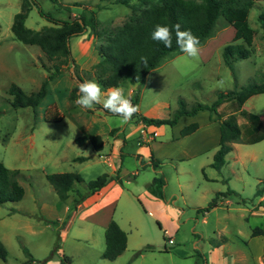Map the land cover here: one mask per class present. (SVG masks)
Returning a JSON list of instances; mask_svg holds the SVG:
<instances>
[{
	"label": "rangeland",
	"instance_id": "obj_1",
	"mask_svg": "<svg viewBox=\"0 0 264 264\" xmlns=\"http://www.w3.org/2000/svg\"><path fill=\"white\" fill-rule=\"evenodd\" d=\"M30 1L24 24L33 29L49 23L39 14L37 5L58 18L92 10L100 25L107 27L121 23L128 13L125 5L114 0ZM19 5L20 0H0V161L18 171L15 177L23 187L19 199L0 202V242L6 249L0 264H37L42 259V264H231V255L223 253L221 242H226V248L243 249L250 264L246 239L252 237L253 247L259 240L250 235V229L260 225L264 216L260 210L264 208L253 211L251 203H241L240 199L252 197L258 183L256 177L262 178L264 141L238 143L225 154L228 164H222L217 173L209 164L217 138L212 112L202 108L194 114L179 115L173 124L150 125L156 133L148 141L141 140L140 128L145 123L137 114L169 118L178 98L184 100L185 107L196 101L210 103L218 91L231 89L234 83L259 81L264 71V32L256 15L264 11V0L253 1L248 10L247 22L256 31L251 51L246 57L235 59L232 70L223 62L221 49L230 41L233 29L219 16L210 34L199 43L198 57H187L181 51L168 53L147 72L141 84L126 80L115 86L122 88L125 97L138 108L127 122L103 110V99L111 88L101 89V103L91 110L75 103L77 94L69 97L73 87L78 93L79 83L96 81L95 62L86 68L75 63L85 58L75 42L82 33L68 40L74 63L63 66L47 82L46 92L35 108L10 106L8 84L13 82L25 92L35 90L46 74L45 66L55 61L46 59L37 45L12 37L9 24ZM86 37L84 42L89 41ZM90 37L89 48L97 53L95 46L100 40L92 34ZM84 42L79 45L85 47ZM258 103L255 100L257 109L263 106ZM50 105L60 112L61 119H44ZM232 105L222 102L218 110L224 116L232 111ZM248 105L246 102L241 108L248 110ZM235 115L238 123L244 122L237 112ZM190 121L197 122L198 130L179 135V129ZM87 133L101 136L100 150H94L88 141H75ZM236 152L240 158L233 162L231 156ZM251 153L256 155L254 160ZM79 156L83 159H77ZM150 156L159 159L156 169L149 164ZM110 162L119 165L117 179L93 198L86 195L81 207L75 209L78 202L74 199L78 198V191H84L87 180L104 172L113 173ZM59 171H76L83 179L73 183L63 200L58 199L44 176ZM154 175L163 179L162 183L150 184L152 191L163 193L162 205L140 195ZM222 177L226 178L225 183L220 180ZM226 187L234 191L220 197L221 201L218 199L206 211L196 210ZM109 218L126 235L125 247L113 259L100 256ZM167 237L173 241L168 243ZM146 244L151 248L136 252ZM21 245L27 248L32 261L23 263L26 257ZM63 256L68 259L63 260Z\"/></svg>",
	"mask_w": 264,
	"mask_h": 264
},
{
	"label": "trees",
	"instance_id": "obj_2",
	"mask_svg": "<svg viewBox=\"0 0 264 264\" xmlns=\"http://www.w3.org/2000/svg\"><path fill=\"white\" fill-rule=\"evenodd\" d=\"M114 1L128 8L126 17L115 26L100 25L92 10L79 12L76 16L58 18L53 17L47 11H43L37 5L39 14L43 15L49 23L38 29H33L24 24V18L31 1L20 0L19 9L13 13L9 26L12 37L26 44L37 45L46 59H54L55 61L50 66H45L46 74L35 90L25 92L13 82L8 84L6 91L10 95L9 104L11 107L29 106L31 109L35 108L46 92L47 82L56 76L63 66L74 63L69 50V37L83 33L85 30L100 40L95 46L98 59L93 67L95 80L101 85V89L118 86L126 80H131L137 85L141 84L147 72L155 67L163 56L174 51L180 52L175 36L177 24L180 25L181 30H190L201 43L210 34L216 19L220 16L233 28L230 41L226 42L221 49L223 62L232 70V62L235 59L246 57L249 54L254 29L247 22V14L254 0ZM256 20L264 32V11L257 13ZM156 24L166 25L171 29L172 46L170 48L151 38V32ZM142 58L144 59L142 60ZM231 73L233 76V72ZM76 89L77 87L71 88L69 97L76 96ZM257 92H264V71L261 73L259 81H248L241 85L234 83L231 89L218 91L210 103L196 101L190 107H185L184 100L178 98L177 107L169 118H152L142 114H137V117L145 124L159 125L162 123L173 124L179 115L194 114L202 108L212 112L217 120L218 135L216 148L209 164L218 170L225 161L224 155L230 149L232 141L252 143L264 137V128L259 117L255 113L241 108L243 101L249 95ZM226 101L233 104V109L223 116L218 110V105ZM235 112L244 118L243 123L237 122ZM61 116L60 112L53 105H50L45 110L44 119L56 121L61 119ZM196 126L195 121H190L184 124L178 133L179 135L188 134ZM110 131H114V129H110ZM75 141L78 143L88 141L96 151L102 147L101 136L98 133L79 135ZM119 156H121L120 149ZM77 159H83V156H79ZM149 164L153 169H156L159 159L150 156ZM17 173L16 169L8 168L0 161V202L17 200L22 196L23 187L15 177ZM44 176L52 185L59 200H63L67 196L73 183L83 181L81 175L76 171L49 172L45 173ZM117 177L116 169L112 174L104 172L87 180L84 184V191H78V198H75L74 201L79 202L86 195L98 191L111 179H117ZM154 181L162 183V176L154 175L151 182ZM263 188L264 173L255 187L253 196L241 197V203H252L253 198L261 195ZM231 192L233 190L228 187L223 191H216L206 206L196 210L206 211L215 205L222 195ZM256 205H264V197L257 200ZM250 235H260L264 240V229L260 225H255L250 229ZM103 237L104 246L100 256L113 259L125 247V232L116 221L109 218L103 230ZM243 243H245L244 240ZM21 246L26 257L23 263L32 261L33 257L27 248L24 245ZM150 248L151 245L146 244L136 252ZM246 253L248 262L251 264V254L248 248H246ZM5 255L6 249L0 242V258L4 259ZM260 257L264 262V243ZM62 259L67 260L68 257L63 256ZM44 261L45 259L38 260L37 264H42Z\"/></svg>",
	"mask_w": 264,
	"mask_h": 264
},
{
	"label": "crops",
	"instance_id": "obj_3",
	"mask_svg": "<svg viewBox=\"0 0 264 264\" xmlns=\"http://www.w3.org/2000/svg\"><path fill=\"white\" fill-rule=\"evenodd\" d=\"M257 0H254V2H256ZM74 15L75 13H69L67 16H72V15ZM11 19H12V17H11ZM10 23H11V21H10ZM45 25V24H44ZM9 26H10V24H9ZM233 29V28H232ZM87 32H88V30H86V31H84L81 35H79V38H80V40H76L75 42H76V47H78V50H79V54L81 55V56H83V57H85L84 59H80V62H77V60L75 61V63H77V64H79V67H81V68H86V67H89V66H91V64L93 63V62H96V60L98 59V54L95 52H92L91 50H90V44H91V34H89V36L88 37H86V35H87ZM255 32L256 31H254V34H253V36H252V41H251V45H252V42H253V37H254V35H255ZM232 35H233V33H232ZM262 36L264 37V34L262 33ZM87 38V39H89V41L88 42H84V38ZM232 37V36H231ZM263 40V39H262ZM78 42V43H77ZM82 42H84L85 43V47H83L82 45H79V44H82ZM251 45H250V51H251ZM88 57V58H87ZM93 61V62H92ZM132 83H134V82H132ZM135 84V83H134ZM106 88H113V87H106ZM131 90V88H129L128 89V91H130ZM262 93H264V92H257V93H253V94H251V95H249L244 101H243V103L241 104V106H243L246 102H247V104H249L248 106H247V108H248V110L247 111H251V112H253V113H255L258 117H259V119H260V121H261V124H262V126H263V128H264V95H261ZM255 100H257L259 103V105L260 104H263V106L261 105L260 107H259V109H257V105L255 104ZM137 102V101H136ZM136 104V103H135ZM256 108V109H255ZM143 115V114H142ZM213 120H216L214 117H213ZM138 122H140L139 120H138ZM196 122V121H195ZM141 123V122H140ZM197 123V122H196ZM142 124V123H141ZM143 126H141V128L140 129H142L143 131H140V137H141V140H143V141H148V140H151V139H153V135L156 133V130H155V127L154 126H150V125H153V124H142ZM145 126H147V130L145 129ZM143 127H144V129H143ZM216 127H217V120H216ZM198 130V124H197V126H196V128L193 130V131H191L192 133H195L196 131ZM146 131L148 132V136H147V133H146ZM190 132V133H191ZM218 135V134H217ZM116 136V135H115ZM102 140V139H101ZM261 141H264V137L262 138V139H260V140H258V141H255V142H252V143H256V142H261ZM217 143V138H216V140H215V144ZM238 143H245V142H235V141H232L231 143H230V145H231V147H230V149L226 152V153H228V152H230V151H232L234 148H235V146L238 144ZM252 143H245V144H252ZM216 146V145H215ZM94 149V148H93ZM120 149V148H119ZM119 149H118V155H119ZM120 153H121V150H120ZM212 153H213V151H212ZM211 153V154H212ZM225 153V154H226ZM212 156V155H211ZM225 156L226 155H224V159H225ZM250 158L252 159V160H254L255 159V154H253V153H251L250 155ZM231 158H232V161L233 162H235L237 159H239L240 158V156L238 155V153L236 152V153H234V154H232V156H231ZM224 163H227L228 164V162H227V160H225L224 161ZM223 163V164H224ZM110 164V166H111V169H112V172H114L116 169H117V174H118V172H119V165H118V167H116V166H114L111 162L109 163ZM218 172L217 173H219V169L217 170ZM132 173H136V169L134 170V171H132ZM212 179H216V177H211ZM218 178V177H217ZM116 179H111L110 181H109V183H107L105 186H103L102 188H105L107 185H110L113 181H115ZM220 180H222L224 183L226 182V178H220ZM260 179H259V177H256V181L258 182ZM150 184H152V182H147V184H146V189H142V191H141V193H140V195H145V196H147V197H149V198H151V199H154V200H156V201H158L161 205L163 204L162 202H161V199H163V193L160 191V192H158V191H152L151 189H150ZM255 187H256V185H255ZM102 188H100L98 191H100ZM231 190H233V189H231ZM98 191H95V192H93V193H91L88 197H89V199H91V198H93L94 196H95V194H97V192ZM220 191V190H219ZM234 191V190H233ZM221 197H223V198H225V195H222ZM264 197V188H263V190H262V193H261V195H259V196H257L256 198H255V200H254V202L253 203H251V208H252V210L254 211L255 209H257V208H264V205H256V202H257V200H259V199H261V198H263ZM221 201V199H219L218 200V202H220ZM225 201V200H224ZM84 202V199H81L78 203H77V206H76V208L75 209H77V208H79V207H81V205H82V203ZM66 207V206H65ZM74 209V210H75ZM260 211H262V212H264V210H260ZM255 213V212H254ZM262 218H263V220L261 221V223H260V226H261V228L262 229H264V216H261ZM107 221H108V219H107ZM107 221H106V223H107ZM106 225V224H105ZM255 237H257L256 239H259V240H257V242H256V244L254 245V247H253V243H252V241H254L253 239H252V237L250 236V238L249 239H246V245H247V247H248V249H249V252H250V254H251V264H264V262L261 260V257H260V253H261V248H262V245H263V243H264V240L262 239H260V235H255ZM168 238V237H167ZM169 238H171V237H169ZM252 239V240H251ZM173 241V240H172ZM226 242H221L220 243V245L221 246H224V249H223V253H227V254H229V255H231V261H230V263L231 264H247V262H246V260H245V253H244V251H243V249H241L240 247H234V248H231V247H227L226 248V244H225Z\"/></svg>",
	"mask_w": 264,
	"mask_h": 264
},
{
	"label": "clouds",
	"instance_id": "obj_4",
	"mask_svg": "<svg viewBox=\"0 0 264 264\" xmlns=\"http://www.w3.org/2000/svg\"><path fill=\"white\" fill-rule=\"evenodd\" d=\"M176 43L182 53L187 57L196 58L199 55V39L190 30H181L180 25L175 26ZM154 41L161 42L165 47L172 46V31L166 25L156 24L151 32ZM144 58H142L143 60ZM101 85L94 80H86L79 83L77 99L79 106L91 110L96 104L101 103ZM103 108L113 115H117L127 122L138 111L137 106L126 98L124 90L119 87L111 88L103 99Z\"/></svg>",
	"mask_w": 264,
	"mask_h": 264
},
{
	"label": "built area",
	"instance_id": "obj_5",
	"mask_svg": "<svg viewBox=\"0 0 264 264\" xmlns=\"http://www.w3.org/2000/svg\"><path fill=\"white\" fill-rule=\"evenodd\" d=\"M140 131H142V129H140ZM167 242H168V243L172 242V239L168 237V238H167Z\"/></svg>",
	"mask_w": 264,
	"mask_h": 264
}]
</instances>
